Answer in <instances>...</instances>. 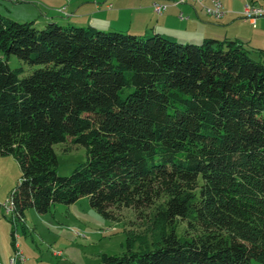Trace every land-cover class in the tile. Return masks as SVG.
<instances>
[{
    "label": "trees",
    "instance_id": "trees-1",
    "mask_svg": "<svg viewBox=\"0 0 264 264\" xmlns=\"http://www.w3.org/2000/svg\"><path fill=\"white\" fill-rule=\"evenodd\" d=\"M194 43L0 14V153L22 171L16 220L87 197L106 219L132 209L151 223L145 251L129 237L101 264H264V50ZM12 55L40 68L21 78ZM68 138L88 160L62 177L54 146Z\"/></svg>",
    "mask_w": 264,
    "mask_h": 264
},
{
    "label": "rangeland",
    "instance_id": "rangeland-1",
    "mask_svg": "<svg viewBox=\"0 0 264 264\" xmlns=\"http://www.w3.org/2000/svg\"><path fill=\"white\" fill-rule=\"evenodd\" d=\"M113 1L21 0L19 3H15L14 0L13 2L0 0V9L6 17H11L14 21L21 23L33 22L35 27L41 30L48 24L44 20L45 14L52 15L55 17L54 19L63 21L67 18L65 15L72 11L71 8L80 9L81 14L86 13L91 14V17L96 16V24H98V19L102 17L101 14L103 13L96 15L95 6L101 5L104 7L106 4H115ZM118 1L122 4L121 8H123L119 10L121 11V16L120 22L116 24L118 28L125 29L130 27L131 24H134L135 27L139 26L138 23L134 22H140L137 15L141 12L138 9L146 0ZM224 1L227 5L230 2V7L232 8L235 4L239 6L242 3L244 8L243 15L247 7L264 8V0H196L186 4L198 5L206 12L207 15L205 14L201 21L205 22V20H208L212 25L223 28L219 35L214 34L220 37V40H224V36L230 38L238 32H244L245 35H242L244 37L250 36V34L252 37L256 35L258 38L260 35L262 36V33H259L260 25L254 29L251 26L253 24L246 20L244 16L243 18L251 25L247 23L245 27L239 28L237 22H244L241 16L233 17L232 19L236 23L231 25H229L231 22L228 19L221 22L220 20L226 14V9L224 10L223 7ZM48 5L52 6V8L60 6L62 8L61 13L50 11V9L46 8ZM153 5L163 6L164 11L170 5L180 6L185 4H174L172 0H168L167 2H155ZM21 8L25 9V12H21ZM163 11L161 13L155 12L162 14ZM216 11L221 14V17L211 16V13ZM10 12H12V15ZM154 15L153 17L157 21L158 16L155 13ZM19 16L22 18L20 21L18 20ZM260 18H264V15L258 17L257 21ZM87 20H89L88 17L85 18L84 24L79 21L76 24L74 23V25L80 27L88 26ZM107 22L110 25L111 22L117 21L115 16H109ZM61 24L67 25L65 22ZM210 31L208 30V32ZM251 31L257 32L253 34ZM125 34L137 35L133 31ZM208 38L213 39L214 37ZM181 42L188 44L194 41ZM202 42L200 40L196 43L201 44ZM252 43L253 45L260 44L257 40ZM250 56L254 60L260 59L255 53H250ZM9 66L14 70H19L21 78L29 76L40 68V66L26 63L14 55L9 57ZM54 149L58 156V174L62 177L71 176L79 166L88 160L87 148L83 145L73 144L71 138H68L64 143L56 144ZM21 175L22 171L16 159L13 156H3L0 153V264H101V257L104 254L109 256H122L125 254L129 237L134 238L136 236L137 238L133 245L135 252H143L145 251V245L151 244L152 231L149 219H139L132 209L117 211L118 220L116 221L106 219L90 206L87 197L81 198L75 204L69 206L55 204L46 214H39L34 208H29L25 211L22 221L16 220L9 201L12 192L20 183ZM253 264L259 263L253 261Z\"/></svg>",
    "mask_w": 264,
    "mask_h": 264
},
{
    "label": "crops",
    "instance_id": "crops-1",
    "mask_svg": "<svg viewBox=\"0 0 264 264\" xmlns=\"http://www.w3.org/2000/svg\"><path fill=\"white\" fill-rule=\"evenodd\" d=\"M1 1H7V0H1ZM9 1L13 2V0H9ZM20 1L21 0H18L17 2L14 1V2L19 3ZM167 1L168 0H146L145 3H142L140 5V9H138V11L141 12L140 14L137 15L140 22H134V23H138L139 26H136L137 27L136 28L134 24H131L130 27L125 28L126 30L122 28H118V26L116 25L117 23L120 22V16H121L120 12L121 11L119 10L123 9L121 8L122 4L118 0L113 1L115 4L113 3L106 4L104 7H102L101 5L95 6L96 15L103 13L101 14L102 17L98 19L99 21L98 24H96L97 23L96 22L97 20L95 18L96 16L91 17V14H86V13L81 14L80 9H77V8H75L76 10L71 8L72 11L68 13L67 15H65L67 18L64 19L63 21L54 19L55 17L49 14H45L44 20L46 23L57 22L58 24H61L62 22L63 23L65 22L66 24L74 25V23L76 24L79 21L84 24L85 18L88 17L89 19L87 20L88 26H93L96 29L98 30L100 29L105 32L118 31V32H123V33H129L133 31L137 35L139 34L141 36H148V35L157 33V34H162L167 37L174 38L178 41H194L195 43L200 40L203 41L204 39H207L208 37H214L213 39H218V40L221 39L220 37L215 36V35H219L220 31L223 30V28L212 25L210 21L208 22V20H205V22L201 21V18L205 17L206 12L198 5H194V4H185V5H180V6L170 5L166 10L163 11L162 14H157L154 10L153 4L155 2H167ZM225 3L226 2L224 1L223 7H224V10L226 9L225 10L226 14L220 20L221 22H223L225 19H228L229 22H231L229 25H231V24L236 23L235 20L232 19L233 17L241 16L244 22H237V24L239 25V28L245 27L247 23L250 24L248 21H246L243 18L244 8H243L242 3L239 4V6L235 4L233 8L230 7V4H231L230 2L228 5L227 3L226 4ZM46 8L50 9V11L52 12H57V13H59L62 9L60 6L52 8V6H49V5L46 6ZM104 8L106 11L104 10ZM20 11L25 12V9L21 8ZM11 13L12 12H10V14ZM154 13L158 16L157 21H155L154 19L155 17H153L155 16ZM0 14L4 15L1 12V9H0ZM109 16H115V19L117 22H111V24L109 25V22H107ZM15 19L17 20V18ZM20 19H22L21 16H19L18 20L20 21ZM259 25H260L259 33H262V36L257 35L259 36V38L256 37V35L255 37H252L251 34L250 36L244 37L242 36V35H245L244 32H238L236 35L233 34V36L230 38H227V36H224V37L225 39L240 41L249 48L264 50V18H260L257 21V25L255 27L253 25L251 26L254 29H256L257 26L259 27ZM208 30H211V31L208 32ZM251 32L255 34L257 31H251ZM208 35H213V36H208ZM255 40H257L258 43L260 44L253 45L252 42Z\"/></svg>",
    "mask_w": 264,
    "mask_h": 264
},
{
    "label": "built area",
    "instance_id": "built-area-1",
    "mask_svg": "<svg viewBox=\"0 0 264 264\" xmlns=\"http://www.w3.org/2000/svg\"><path fill=\"white\" fill-rule=\"evenodd\" d=\"M194 1L196 0H172L174 4H186L188 2H194ZM154 6H155V11L157 13H161L164 9V7L161 5H154ZM263 15H264V8L256 9V8L247 7L243 16L246 20H249L253 24V26H255L258 17L263 16ZM211 16L219 18L221 17V14H218V11H216L215 13H211Z\"/></svg>",
    "mask_w": 264,
    "mask_h": 264
}]
</instances>
